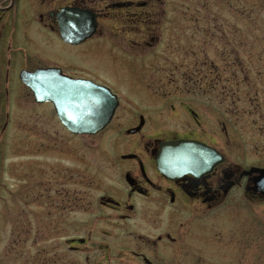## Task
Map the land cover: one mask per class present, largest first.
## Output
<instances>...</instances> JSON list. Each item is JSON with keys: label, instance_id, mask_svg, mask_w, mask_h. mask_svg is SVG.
<instances>
[{"label": "rangeland", "instance_id": "rangeland-1", "mask_svg": "<svg viewBox=\"0 0 264 264\" xmlns=\"http://www.w3.org/2000/svg\"><path fill=\"white\" fill-rule=\"evenodd\" d=\"M169 1L176 30L158 33V43L147 58L138 60L144 50L134 59L129 53L119 55L115 48L89 50V64L116 87L129 91L118 95L117 116L138 110L153 123L159 114L164 136L195 134L180 106L188 104L203 115L198 93L204 68L208 86L220 92L222 99V106L216 103L204 110L205 137L221 148L227 160L244 168H264V0ZM186 10L195 15L194 22L184 20ZM187 25L193 26L189 32ZM8 87L3 95L5 107L0 109V264H73L66 243L71 237V214L58 224L64 228L58 235L54 215L45 218L49 208H44V201H33L30 224H22L26 205L19 195L28 188L26 180L35 195L45 176L48 180L59 176L68 186L77 184L66 189L77 190V217L83 221L88 195L108 177L110 143L118 135L133 136H125L128 126L110 127L93 136L71 135L59 124L52 106H34L13 82ZM214 93L211 100L216 99ZM172 115L175 119L166 126ZM150 125H145L142 135L152 136ZM11 188L18 190L13 205L7 197ZM233 201L202 215L182 232L188 245L180 260L185 264H264V200L241 192ZM59 254H63L61 261Z\"/></svg>", "mask_w": 264, "mask_h": 264}, {"label": "flooded vegetation", "instance_id": "flooded-vegetation-1", "mask_svg": "<svg viewBox=\"0 0 264 264\" xmlns=\"http://www.w3.org/2000/svg\"><path fill=\"white\" fill-rule=\"evenodd\" d=\"M170 7L169 0H0V109L5 107L4 97L8 94L10 81L30 98L34 106H52L51 103H36L32 91L21 82L20 76L55 69L68 79L91 81L108 89L116 97L118 106L104 130L128 126L125 136H133L129 139L118 135L110 143L109 178L96 188L88 186L95 188L96 194L94 191L89 194L88 202L82 207L83 221L77 217L80 203L77 190L66 189L78 186L73 181L68 186L59 176L51 180L45 176L35 195L32 193L35 188H29V178L26 180L28 188H23V195H19L26 205L22 224H30L29 207L33 201H44V208H52L53 214L48 209L49 215L45 214V218L51 219L54 215V230L58 235L64 229L58 224L71 214V237L66 238V243L73 264H185L187 261L180 258L188 243L181 234L190 224L202 215L233 203L241 192L247 197L264 200L250 191L255 174L247 175L246 172L251 167L244 168L227 160L221 148L205 137L203 116L206 117L207 112L204 110H210L216 103L222 106V99L220 92L209 87L204 68L201 69L203 85L198 93L203 115L188 104L180 106L197 132L164 136L160 131L162 122L159 123L163 118L159 114L153 123L138 110L133 115L118 117V95H128L129 91L116 87L114 81L87 60L91 55L89 50L98 48H115L119 55L129 53L130 59L139 58V52L144 50L138 60L147 58L158 43V33L176 30ZM64 9L70 11L66 15L60 14ZM190 12H186L184 19L188 23L195 21V15ZM83 16L85 22L94 23L92 35L77 44L64 42L60 34L62 25L66 22L70 31L76 33L82 28L78 20ZM191 27L186 26L188 32ZM181 29L184 27H177V30ZM215 91L216 99L211 100L209 96ZM5 117L7 114L4 120ZM173 118L172 115L166 122ZM4 124L5 129L7 121ZM147 124L153 128L150 137L142 135ZM138 127L136 132L130 133ZM185 130L191 129L188 126ZM179 140L204 144L223 159L218 162L217 154H210L202 170L173 171L165 175L156 161L160 143ZM208 163H213L210 169H207ZM51 181L54 184H50ZM16 189L8 190L7 197L12 205L18 199ZM63 211L68 213L63 214ZM80 231H84L83 236H79ZM62 256L59 254L60 261Z\"/></svg>", "mask_w": 264, "mask_h": 264}, {"label": "water", "instance_id": "water-1", "mask_svg": "<svg viewBox=\"0 0 264 264\" xmlns=\"http://www.w3.org/2000/svg\"><path fill=\"white\" fill-rule=\"evenodd\" d=\"M70 10H62L66 15ZM80 15V14H79ZM82 16V15H80ZM81 29L70 31L64 23L60 31L64 42L77 44L89 38L94 31V23L85 22L84 16L79 18ZM67 24H70L67 21ZM21 82L28 87L34 101L38 104L51 103L61 125L72 135H96L106 128L118 106V101L105 87L91 81L68 79L59 70L46 69L34 73H22ZM131 130L130 133L137 131ZM217 154L221 162L222 155L194 141L163 142L156 158L159 170L165 175L173 171L189 169L202 170L206 158ZM213 163L207 164V169ZM247 175L255 174L251 179L250 191L264 198V168H251Z\"/></svg>", "mask_w": 264, "mask_h": 264}]
</instances>
